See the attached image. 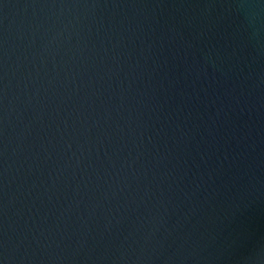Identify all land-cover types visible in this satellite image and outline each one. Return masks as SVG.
<instances>
[{
  "label": "water",
  "instance_id": "obj_1",
  "mask_svg": "<svg viewBox=\"0 0 264 264\" xmlns=\"http://www.w3.org/2000/svg\"><path fill=\"white\" fill-rule=\"evenodd\" d=\"M0 264H264V0H0Z\"/></svg>",
  "mask_w": 264,
  "mask_h": 264
}]
</instances>
